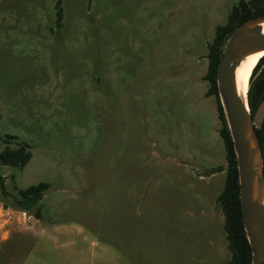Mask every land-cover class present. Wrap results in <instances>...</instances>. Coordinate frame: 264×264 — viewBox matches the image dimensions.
I'll list each match as a JSON object with an SVG mask.
<instances>
[{
  "label": "rangeland",
  "instance_id": "1",
  "mask_svg": "<svg viewBox=\"0 0 264 264\" xmlns=\"http://www.w3.org/2000/svg\"><path fill=\"white\" fill-rule=\"evenodd\" d=\"M57 3L0 0V149L31 151L23 167L0 165V263L33 241L28 264L55 262L45 233L31 235L55 223L83 229L57 235L80 261L104 247L118 262L226 264L225 149L203 75L238 0ZM38 182L36 220L10 198Z\"/></svg>",
  "mask_w": 264,
  "mask_h": 264
},
{
  "label": "water",
  "instance_id": "2",
  "mask_svg": "<svg viewBox=\"0 0 264 264\" xmlns=\"http://www.w3.org/2000/svg\"><path fill=\"white\" fill-rule=\"evenodd\" d=\"M264 13L241 22L227 37L216 67V87L235 154L240 210L251 264H264V174L256 134L264 121V97L250 114L236 87V69L246 57L264 52ZM247 107V110H246Z\"/></svg>",
  "mask_w": 264,
  "mask_h": 264
},
{
  "label": "trees",
  "instance_id": "3",
  "mask_svg": "<svg viewBox=\"0 0 264 264\" xmlns=\"http://www.w3.org/2000/svg\"><path fill=\"white\" fill-rule=\"evenodd\" d=\"M60 0H58L59 6ZM264 13V0H238L227 15L223 25L215 27L212 42L208 45L207 68L203 79L208 83L207 95H215L218 118L221 121L219 134L222 137L225 149V178L224 184L216 197L223 214V228L230 257L226 264H251L250 246L247 241L239 201V184L235 154L231 137L223 114L216 87V67L221 56L222 48L228 35L246 19ZM61 10L58 7L57 21L60 23ZM264 97V54L258 59L249 76L247 88V101L252 115L258 103ZM256 134L260 143H264V121L260 128H256ZM8 138L12 136L8 135ZM31 157V151L18 144L15 147L5 145L0 149V165L23 167ZM263 174H264V147L262 148ZM49 186L46 182H38L19 189L17 195H11L10 206L22 210L34 212V217H41L40 200L43 191ZM0 190L8 194L4 187L3 176L0 173ZM8 204H4L7 206ZM4 253V252H3Z\"/></svg>",
  "mask_w": 264,
  "mask_h": 264
},
{
  "label": "crops",
  "instance_id": "4",
  "mask_svg": "<svg viewBox=\"0 0 264 264\" xmlns=\"http://www.w3.org/2000/svg\"><path fill=\"white\" fill-rule=\"evenodd\" d=\"M217 111V110H216ZM217 113V112H216ZM218 116V114H217ZM36 220H39L36 218ZM40 231L42 233H45V236L48 241H50L53 246L52 249L55 250V253H57L56 256V261L51 262L47 257L46 259V264H138L135 261L131 262H123V261H116L115 260V254H111L110 250H105L104 247L100 248V255L102 259L98 261H80L77 258H79V255L81 256L82 251L79 250L78 248H73L68 247V246H62L58 243L57 241V235L59 234H69V233H74L76 236H81V239L85 237V233L83 232V229L80 226H66L62 224H55V223H50L48 225H34L33 232H31V235L33 236L34 240L38 238V236H42L41 234H37V232ZM8 237L7 236H2L0 238V241H7ZM34 242L30 246L29 250L26 252L24 255L23 259L20 262L12 263V262H1L0 264H28L29 261V254L32 252L33 247H34ZM92 244H95L92 242ZM61 249L63 251L57 252L56 250Z\"/></svg>",
  "mask_w": 264,
  "mask_h": 264
},
{
  "label": "bare ground",
  "instance_id": "5",
  "mask_svg": "<svg viewBox=\"0 0 264 264\" xmlns=\"http://www.w3.org/2000/svg\"><path fill=\"white\" fill-rule=\"evenodd\" d=\"M264 25V24H263ZM264 52H258L246 57L238 65L236 69V87L242 97L243 103L246 106V92L248 88L249 76L258 59ZM247 110V107H246Z\"/></svg>",
  "mask_w": 264,
  "mask_h": 264
},
{
  "label": "built area",
  "instance_id": "6",
  "mask_svg": "<svg viewBox=\"0 0 264 264\" xmlns=\"http://www.w3.org/2000/svg\"><path fill=\"white\" fill-rule=\"evenodd\" d=\"M0 210H1V211H3V210L5 211V208L3 207V205H2L1 203H0ZM6 210H7V209H6Z\"/></svg>",
  "mask_w": 264,
  "mask_h": 264
}]
</instances>
